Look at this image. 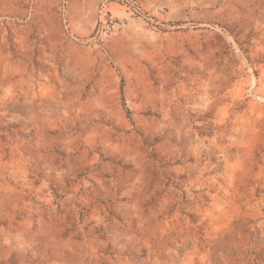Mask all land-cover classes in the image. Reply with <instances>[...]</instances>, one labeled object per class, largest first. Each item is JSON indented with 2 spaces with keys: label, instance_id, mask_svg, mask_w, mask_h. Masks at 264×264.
Here are the masks:
<instances>
[{
  "label": "rangeland",
  "instance_id": "rangeland-1",
  "mask_svg": "<svg viewBox=\"0 0 264 264\" xmlns=\"http://www.w3.org/2000/svg\"><path fill=\"white\" fill-rule=\"evenodd\" d=\"M0 264H264V0H0Z\"/></svg>",
  "mask_w": 264,
  "mask_h": 264
}]
</instances>
